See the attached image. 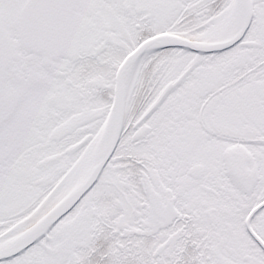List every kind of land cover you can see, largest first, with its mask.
<instances>
[{
  "label": "snow or ice",
  "instance_id": "6c2138e0",
  "mask_svg": "<svg viewBox=\"0 0 264 264\" xmlns=\"http://www.w3.org/2000/svg\"><path fill=\"white\" fill-rule=\"evenodd\" d=\"M0 264H264V0H0Z\"/></svg>",
  "mask_w": 264,
  "mask_h": 264
}]
</instances>
